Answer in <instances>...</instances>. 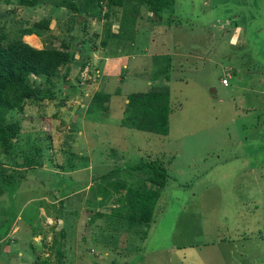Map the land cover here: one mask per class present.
Wrapping results in <instances>:
<instances>
[{"label": "rangeland", "instance_id": "1", "mask_svg": "<svg viewBox=\"0 0 264 264\" xmlns=\"http://www.w3.org/2000/svg\"><path fill=\"white\" fill-rule=\"evenodd\" d=\"M39 2L0 0V24L10 32L47 19L41 37L22 40L68 41L73 61L63 78H33L41 97L6 115L20 128L8 156L0 147L3 176L14 178L0 182V264H54L57 247L62 264H264V0L130 8V41L104 47L120 9L106 21ZM151 88L180 102L165 136L120 124L126 95ZM95 93L105 100L93 102ZM23 155L36 165L15 167ZM137 156L160 158L167 173L147 223L127 221L120 199L134 178L111 173Z\"/></svg>", "mask_w": 264, "mask_h": 264}, {"label": "trees", "instance_id": "2", "mask_svg": "<svg viewBox=\"0 0 264 264\" xmlns=\"http://www.w3.org/2000/svg\"><path fill=\"white\" fill-rule=\"evenodd\" d=\"M39 1L17 0V3L32 8L43 4ZM45 1L47 2L45 4L50 6L78 12L83 18L91 16L105 19L106 21L109 18H115L118 9H120L123 15L118 19L119 30L112 36L108 31L109 27L106 26L107 29L104 28L103 36L98 42L102 47L106 46L110 37L118 39L116 40L117 42L122 38L130 41L131 27L125 26L126 22L130 21L131 24L133 21L132 18L127 16L131 10L130 8L144 5L148 12L156 14L160 10L168 8L173 2V0H82L79 4L81 6H79L73 0ZM130 2L133 4L130 6L124 5V3ZM103 3L106 5L105 11L101 10ZM48 23V20L43 18L32 22L29 26L18 27L10 32L0 24V147L6 156H8L13 146L12 140L17 138L20 128L17 120L6 119L7 113L11 110L20 112L24 108L25 102L41 97L40 94L43 92L33 83V78L39 77L45 83H48L50 78L55 76L63 78L68 73V65L73 61V52L68 49L70 45L68 41L59 43L61 48H36L22 40L23 36L31 34L41 37L42 33L49 29ZM96 33L94 32V36L97 35ZM84 64V62L80 64L79 70L83 68ZM61 69H64V72L60 74L59 71ZM105 98L100 93H95L91 99L93 102L102 103ZM126 99L127 103L120 119L121 126L124 125L129 129L162 136L167 134V116L171 106L180 105V102L171 104L167 89L151 88L145 91L132 92L126 95ZM39 151V147L35 146L34 152L38 153ZM142 157L137 156L136 162L132 165L116 167L111 171V173H115L121 169L129 177L134 178L132 185L127 186L126 191L120 196V199H124L127 204L124 206L127 207L129 212L127 221L130 223H147L151 217L149 209L159 196L167 178L166 170L162 166L163 161L160 158L155 157L151 160H146ZM13 161L16 164L15 167L36 165V160L26 155L16 157ZM5 168V165L0 164V182L8 176L9 182L12 183L14 178L11 180V174L3 176L6 169H9ZM56 178L57 182L62 184V177L57 175ZM122 186L120 184L117 187V183L111 185L114 191L117 192H120V187ZM5 231H0V235H3ZM57 233L63 238L62 230ZM253 236L261 237L258 232L253 233ZM57 243L58 238L54 237L53 244L56 245ZM257 247L260 248L258 245ZM34 249L35 247L31 246V250ZM54 253L56 254V262L54 264H62L60 248H55ZM244 254H247V252H244ZM39 263L49 264V261L41 259Z\"/></svg>", "mask_w": 264, "mask_h": 264}, {"label": "built area", "instance_id": "3", "mask_svg": "<svg viewBox=\"0 0 264 264\" xmlns=\"http://www.w3.org/2000/svg\"><path fill=\"white\" fill-rule=\"evenodd\" d=\"M220 82H221V84L225 85L226 84V79L223 78V79H221Z\"/></svg>", "mask_w": 264, "mask_h": 264}, {"label": "clouds", "instance_id": "4", "mask_svg": "<svg viewBox=\"0 0 264 264\" xmlns=\"http://www.w3.org/2000/svg\"><path fill=\"white\" fill-rule=\"evenodd\" d=\"M224 79H227V78H225V77H223ZM223 78H221V79H223ZM221 79H219V82L221 81ZM228 80V79H227ZM227 80H226V82H227ZM220 84H221V82H220ZM222 86H226L227 84H225V85H223V84H221Z\"/></svg>", "mask_w": 264, "mask_h": 264}]
</instances>
